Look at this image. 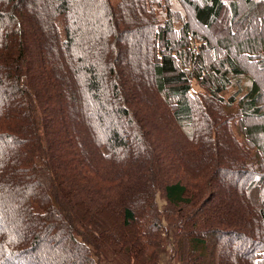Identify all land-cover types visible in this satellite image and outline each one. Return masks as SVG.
Instances as JSON below:
<instances>
[{
  "label": "trees",
  "instance_id": "obj_1",
  "mask_svg": "<svg viewBox=\"0 0 264 264\" xmlns=\"http://www.w3.org/2000/svg\"><path fill=\"white\" fill-rule=\"evenodd\" d=\"M170 246L264 264V0H0V264Z\"/></svg>",
  "mask_w": 264,
  "mask_h": 264
},
{
  "label": "rangeland",
  "instance_id": "obj_2",
  "mask_svg": "<svg viewBox=\"0 0 264 264\" xmlns=\"http://www.w3.org/2000/svg\"><path fill=\"white\" fill-rule=\"evenodd\" d=\"M196 2V0H193ZM245 25H242L241 27L237 28L236 26L233 27L234 31L236 32L237 35H240L242 34L244 31V33H246V31H248V33H255L256 32V29H259V26H258V23L257 24H254V25H251L253 24L252 22H248V23H244ZM252 28V29H251ZM214 38L211 37V40L213 42H217V34H214ZM217 38V39H215ZM231 47V46H230ZM232 48V47H231ZM237 47H235V49L232 48V51L235 54H237ZM218 52L219 54H222V55H225L226 53H228L229 51L227 50L226 47H224L223 45L221 47L218 46ZM218 54V55H219ZM209 57H211L210 55H208ZM238 56V55H237ZM236 56V57H237ZM238 61L240 63H242L244 65L245 63V60H243V58H241V55L240 57L238 56ZM256 75V72L254 73ZM261 83V82H260ZM192 88L195 92H199L201 89L196 85L195 82H193V85H192ZM158 203L159 205L161 206L162 205V200H160V198L158 197ZM63 237V235H62ZM58 239H60L58 237ZM61 240H59V243H60ZM166 253H162V259H160V262L158 264H177L173 259H172V254H173V251H172V246L168 247L166 250H164ZM109 254H104L103 255V259H105L106 261L103 262V264H116L115 261L112 259L111 261L109 260ZM118 259V258H116ZM118 261H120L118 259Z\"/></svg>",
  "mask_w": 264,
  "mask_h": 264
}]
</instances>
